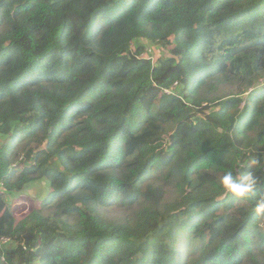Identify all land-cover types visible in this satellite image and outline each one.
I'll return each mask as SVG.
<instances>
[{
  "label": "trees",
  "instance_id": "trees-1",
  "mask_svg": "<svg viewBox=\"0 0 264 264\" xmlns=\"http://www.w3.org/2000/svg\"><path fill=\"white\" fill-rule=\"evenodd\" d=\"M0 188V264H264V0H0Z\"/></svg>",
  "mask_w": 264,
  "mask_h": 264
},
{
  "label": "clouds",
  "instance_id": "clouds-1",
  "mask_svg": "<svg viewBox=\"0 0 264 264\" xmlns=\"http://www.w3.org/2000/svg\"><path fill=\"white\" fill-rule=\"evenodd\" d=\"M219 183L226 192L231 193L235 198L243 199L255 190L259 181L252 172H245L242 168L239 172L234 169L225 171L220 177ZM252 211L264 219V193L258 195Z\"/></svg>",
  "mask_w": 264,
  "mask_h": 264
},
{
  "label": "rangeland",
  "instance_id": "rangeland-1",
  "mask_svg": "<svg viewBox=\"0 0 264 264\" xmlns=\"http://www.w3.org/2000/svg\"><path fill=\"white\" fill-rule=\"evenodd\" d=\"M146 56L155 61L159 58V56L166 57L167 53L161 52L156 47H152L148 48ZM45 194V184L39 183L29 187L22 193L8 196V204L16 218V221L28 216L35 207H38L40 200L45 196Z\"/></svg>",
  "mask_w": 264,
  "mask_h": 264
},
{
  "label": "built area",
  "instance_id": "built-area-1",
  "mask_svg": "<svg viewBox=\"0 0 264 264\" xmlns=\"http://www.w3.org/2000/svg\"><path fill=\"white\" fill-rule=\"evenodd\" d=\"M176 87H177V83H175V84L172 86V88H170V89H166V90H165V93L168 94V95H174V94H176V91H175ZM1 193H3V191H2V189L0 188V194H1Z\"/></svg>",
  "mask_w": 264,
  "mask_h": 264
}]
</instances>
